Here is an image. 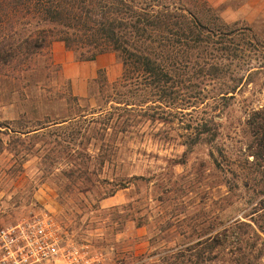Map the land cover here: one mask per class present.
<instances>
[{
    "label": "rangeland",
    "instance_id": "obj_1",
    "mask_svg": "<svg viewBox=\"0 0 264 264\" xmlns=\"http://www.w3.org/2000/svg\"><path fill=\"white\" fill-rule=\"evenodd\" d=\"M209 4L225 23L264 32V0ZM97 60L52 46L51 71L41 60L36 73L0 72V228L48 216L91 264H264V152L247 125L264 108V71L225 101L217 83L190 93L203 100L187 119L218 123L215 143L188 151L186 125L138 118L107 150L99 126L64 122L76 104L97 111L88 99L100 69L109 83L121 76L114 54ZM71 94L79 103H66Z\"/></svg>",
    "mask_w": 264,
    "mask_h": 264
},
{
    "label": "trees",
    "instance_id": "obj_2",
    "mask_svg": "<svg viewBox=\"0 0 264 264\" xmlns=\"http://www.w3.org/2000/svg\"><path fill=\"white\" fill-rule=\"evenodd\" d=\"M209 1L0 0V72L36 73L41 60L43 69L51 71L56 67L54 43L63 44L83 63L114 54L122 73L109 83L105 70L97 72L93 83L99 94L88 99L97 111L76 104L64 122L99 126L95 130L107 139V150L118 134L111 132L130 133L138 118L186 125L182 138L188 151L204 141L215 143L218 123L187 119L191 113L186 111L203 100L190 93L201 96L208 83H217L214 100L225 101L253 84L264 71V32L225 23ZM65 101L80 100L71 94ZM247 125L263 154L264 108L254 109ZM26 129L18 126L13 132L26 136Z\"/></svg>",
    "mask_w": 264,
    "mask_h": 264
},
{
    "label": "built area",
    "instance_id": "obj_3",
    "mask_svg": "<svg viewBox=\"0 0 264 264\" xmlns=\"http://www.w3.org/2000/svg\"><path fill=\"white\" fill-rule=\"evenodd\" d=\"M0 264H91L86 251L64 243L52 218L37 216L0 228Z\"/></svg>",
    "mask_w": 264,
    "mask_h": 264
},
{
    "label": "crops",
    "instance_id": "obj_4",
    "mask_svg": "<svg viewBox=\"0 0 264 264\" xmlns=\"http://www.w3.org/2000/svg\"><path fill=\"white\" fill-rule=\"evenodd\" d=\"M53 47L55 48V49H66L65 47H64V45L63 44H61V43H54V45H53ZM63 47V48H62ZM68 57H70L69 56V54H68ZM98 61V60H97ZM94 63H96V61L94 62ZM100 67H98L97 69H99Z\"/></svg>",
    "mask_w": 264,
    "mask_h": 264
}]
</instances>
